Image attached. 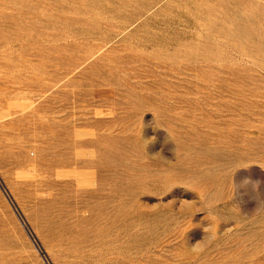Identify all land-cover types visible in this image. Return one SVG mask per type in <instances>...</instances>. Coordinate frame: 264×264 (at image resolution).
<instances>
[{
	"label": "rangeland",
	"instance_id": "obj_1",
	"mask_svg": "<svg viewBox=\"0 0 264 264\" xmlns=\"http://www.w3.org/2000/svg\"><path fill=\"white\" fill-rule=\"evenodd\" d=\"M0 264H264V0H0Z\"/></svg>",
	"mask_w": 264,
	"mask_h": 264
}]
</instances>
